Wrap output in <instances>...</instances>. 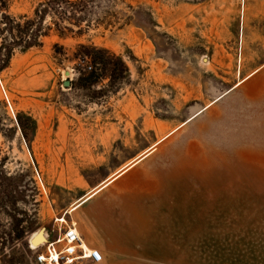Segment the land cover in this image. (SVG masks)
I'll use <instances>...</instances> for the list:
<instances>
[{"label": "rangeland", "instance_id": "rangeland-1", "mask_svg": "<svg viewBox=\"0 0 264 264\" xmlns=\"http://www.w3.org/2000/svg\"><path fill=\"white\" fill-rule=\"evenodd\" d=\"M43 1L0 0V14L34 19ZM81 16L48 14L42 45L16 46L0 71L1 169L20 185L0 264H35L33 234L117 172L109 188L151 216L126 223L153 234L131 247L167 259L102 264H264V0H92ZM84 46L128 77L113 61L95 82Z\"/></svg>", "mask_w": 264, "mask_h": 264}, {"label": "crops", "instance_id": "crops-1", "mask_svg": "<svg viewBox=\"0 0 264 264\" xmlns=\"http://www.w3.org/2000/svg\"><path fill=\"white\" fill-rule=\"evenodd\" d=\"M110 178L112 177H109L104 182L106 181L108 182ZM104 182H102L99 186H97L95 189L91 190L82 197V198L84 197L86 198L90 196L87 200H84L83 202L80 203L79 206L75 208L74 211L76 212L77 215L73 216V212H72L69 214L70 218H67V220L70 223L76 222V225L81 235L83 236V240L85 241V243L91 247L100 249L103 252L104 256L122 255L125 256V260L167 259V257L157 256V254L159 253L166 254L165 251H159L153 248L145 249L144 251H141L140 249H135L131 247L132 245H130L131 243L130 239H134V237L136 236L140 238L141 237L149 238L148 236H153V234L151 233L143 234L142 232L139 231L136 234L134 233L135 232L134 229L131 228L133 226H131L128 229L126 227L127 226L126 223H130L131 225V223H134L135 221L139 222L140 219L141 220L145 219L149 222L151 218L149 213L150 211H147L146 208L145 212H142L141 215L140 213L135 215L133 212V208H134L133 202L135 200L134 198L132 199L133 196L131 195L128 196L127 194H121L119 192L117 193L115 191L113 192V189L109 188V186L113 182L108 185L107 184L104 185ZM82 198H80L78 201L82 200ZM78 201L74 205H77L79 203ZM153 218L155 220L154 222L156 223H158V221H161L163 223L161 225L162 227H166L167 223H169L170 229L174 228V217H172V215L170 219H168L167 217L159 216V214H155ZM75 219L76 221H74ZM187 220H188V215H187ZM62 228H64V226L55 224L52 228L46 229L47 230L46 237L47 234L49 233H51L52 236H56L55 231H57V229L62 230ZM142 243L145 245H150L152 242L144 239ZM131 250H139L141 252L136 253V252H132ZM171 253L172 251L170 252V254ZM129 254L140 255V257L138 256V257L126 258V255ZM34 263H35V254H34Z\"/></svg>", "mask_w": 264, "mask_h": 264}, {"label": "trees", "instance_id": "trees-1", "mask_svg": "<svg viewBox=\"0 0 264 264\" xmlns=\"http://www.w3.org/2000/svg\"><path fill=\"white\" fill-rule=\"evenodd\" d=\"M92 0H44L36 9L34 19L23 16L19 19L12 17L7 13L0 14V56L3 58V64L0 63V71L8 67L16 46H20L22 51H27L32 47L41 46L40 41L47 33L44 31L43 24L48 14H53L61 20L80 22L83 14H86L88 6ZM2 2H0L1 5ZM66 20V21H67ZM84 58L88 59L98 72H93L96 77L95 82L103 78L104 70L115 61L114 79L122 80L128 77L129 69L127 65L109 50L97 47H85ZM91 71L92 67H91ZM92 73V72H91ZM20 128L24 135L28 134L26 125L19 121ZM0 161V212L8 207V200H13V195L18 194L20 185L14 186L4 184L5 181L13 180L8 177V172L1 169ZM25 232V231H24ZM22 231V233H24Z\"/></svg>", "mask_w": 264, "mask_h": 264}, {"label": "built area", "instance_id": "built-area-1", "mask_svg": "<svg viewBox=\"0 0 264 264\" xmlns=\"http://www.w3.org/2000/svg\"><path fill=\"white\" fill-rule=\"evenodd\" d=\"M60 219L57 222L64 228L57 229L56 236L47 234L46 241L38 246L30 241V248L35 253V264H102L105 260L103 252L85 243L75 223Z\"/></svg>", "mask_w": 264, "mask_h": 264}, {"label": "bare ground", "instance_id": "bare-ground-1", "mask_svg": "<svg viewBox=\"0 0 264 264\" xmlns=\"http://www.w3.org/2000/svg\"><path fill=\"white\" fill-rule=\"evenodd\" d=\"M154 149V148H153ZM151 150H152V148L151 149H149V151H148V153H151ZM147 155V154H146ZM146 155H144V156H146ZM150 155V154H149ZM147 157V156H146ZM139 158H141V157H139ZM138 159V158H137ZM139 160V159H138ZM139 161H141V160H139ZM133 162H136L137 163V161H133ZM139 163V162H138ZM134 164V163H133ZM130 165V164H129ZM131 166H132V164H131ZM131 166H127L125 169H127L128 167H131ZM124 169V171H127V170H125ZM123 171V172H124ZM120 172V171H119ZM122 173V172H121ZM121 173H116V174H114L113 176H112V178H110L109 180H108V182L106 181V182H104L105 184H107L108 185V183H110V182H112V181H114L113 179H116V178H118V176L121 174ZM123 174V173H122ZM182 175V174H181ZM104 184V185H105ZM103 185V184H102ZM103 185V186H104ZM101 187V186H100ZM96 191V190H95ZM90 196H88V197H84V198H82V200H80V201H78L79 203L77 204V205H73L68 211H67V214H70V213H72V212H74V210H75V208L77 207V206H79L80 205V203L81 202H83L84 200H87L88 198H89ZM67 214L66 215H64V216H62L61 217V219H63L64 221H66L67 220ZM60 219V218H59ZM60 219V220H61ZM44 241H46V231H40V232H38L37 233V236L36 237H34V238H32L31 239V242L33 243V245L34 246H38V245H40L41 243H43ZM105 261V260H104Z\"/></svg>", "mask_w": 264, "mask_h": 264}, {"label": "water", "instance_id": "water-1", "mask_svg": "<svg viewBox=\"0 0 264 264\" xmlns=\"http://www.w3.org/2000/svg\"><path fill=\"white\" fill-rule=\"evenodd\" d=\"M67 74L70 75L69 72H67ZM70 85H71V82H70V81H66V82H65V86H70ZM43 230H44V231H47L46 229H42V231H43Z\"/></svg>", "mask_w": 264, "mask_h": 264}]
</instances>
